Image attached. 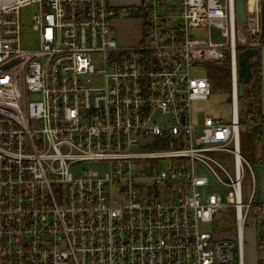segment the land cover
Instances as JSON below:
<instances>
[{
    "label": "built area",
    "instance_id": "obj_1",
    "mask_svg": "<svg viewBox=\"0 0 264 264\" xmlns=\"http://www.w3.org/2000/svg\"><path fill=\"white\" fill-rule=\"evenodd\" d=\"M243 2L244 23L237 0H0V264H245L248 222L264 263L241 144L264 120L240 118L237 79L238 51L263 40L264 0ZM34 3L29 49L21 10ZM126 18L142 36L120 47ZM227 55L230 119L199 124L212 83L196 74ZM227 210L236 236L201 229Z\"/></svg>",
    "mask_w": 264,
    "mask_h": 264
},
{
    "label": "rangeland",
    "instance_id": "obj_2",
    "mask_svg": "<svg viewBox=\"0 0 264 264\" xmlns=\"http://www.w3.org/2000/svg\"><path fill=\"white\" fill-rule=\"evenodd\" d=\"M116 4L118 6H130V5H138L140 3V0H115ZM38 12V5L37 4H33V5H29L25 8H23L21 10V21H22V25L24 30L23 31V35H22V42H23V47L24 48H29V49H35L38 46V42H37V34L34 33L33 31V22H32V18L33 16ZM117 28V32H118V37L121 38V40H119V44L120 47H125L128 46L127 44H136L138 43L141 39L142 36V23L137 19V18H126L122 21H119V23H116ZM241 36H245L247 37L248 41H255L257 39V37L248 30V28L246 26H242L241 29ZM242 44V43H241ZM245 45V44H244ZM225 54H228L227 51H224ZM96 66L98 69L102 68V65L100 63H98V60L96 62ZM217 66L218 64L216 62L213 63H207L204 64V68L202 70H200L196 75L199 77H207L208 80L212 83V86L214 88V86H217L218 84L222 83V79L220 78V72L217 70ZM214 74V76L211 75ZM231 82H232V72H231ZM222 94H227V93H222L219 91H214L213 89V93H212V97L211 100L213 99V101L215 102L216 100H219V103H224V97H222ZM210 100V101H211ZM212 101V103H214ZM213 106V105H212ZM211 105H207L205 107H203L200 110L201 114H208V108L210 107L209 110L211 109L213 112V107ZM213 114V113H211ZM230 117V113L228 115H226L225 118H229ZM158 120L160 122L164 121L165 118H159V116L157 117ZM250 147L249 143L243 142L242 148L245 149V154H248V151ZM87 170V171H99L102 174H107L109 173L110 170V166L108 164H103V165H99V164H83L81 166V170ZM75 174H78V171L74 170ZM252 181H251V177L250 175L246 177V182L244 185V195H245V200L246 196H248L251 193L252 190ZM225 189L222 187H210L208 189V191L210 192H217V193H221L222 195L224 194ZM247 228H246V234H245V243H248L249 240V233L251 230L250 226H252V224L250 222H248L247 224ZM201 229L205 232H211V233H219V234H232L233 236H236L237 234V229H236V218H235V213L233 210H227V211H223L215 220L214 223H209V224H205L202 225Z\"/></svg>",
    "mask_w": 264,
    "mask_h": 264
},
{
    "label": "crops",
    "instance_id": "obj_3",
    "mask_svg": "<svg viewBox=\"0 0 264 264\" xmlns=\"http://www.w3.org/2000/svg\"><path fill=\"white\" fill-rule=\"evenodd\" d=\"M262 42L259 48L260 50V60L257 64H259V77L261 81V104H260V110L262 117H264V15H263V21H262ZM121 40V38L119 37ZM127 45H134V44H127ZM213 93V92H212ZM212 97V96H211ZM222 97H224V103H219V100H216L215 102L211 98L204 103H197L195 105L194 109V114L197 122L199 124L203 123V120L206 116H213L215 118L223 119V121H227L230 119L225 118L226 115L230 113L231 116V99H230V94L227 93L222 94ZM211 100V101H210ZM212 101L214 103H212ZM207 105H213V110L214 112L208 108V114H201L200 110L207 106ZM213 113V114H211ZM259 129V128H256ZM254 128L249 130L248 132L242 133V141L241 144L243 145V142L249 143L251 149H249L248 154H245V149L242 148L243 154L245 155L246 159L248 160L249 164L252 166L253 169V177L251 174V181H252V190L251 193L246 196V199L248 200L252 194V192H255L256 199L264 203V134H260V141L259 144H257L254 140V133L253 132ZM246 182V180H245ZM245 185V183H244ZM245 197V195H244ZM251 230L249 233V240L248 243H245V264H264L261 261V252L259 248V243H258V237H257V231H255L254 226H250ZM246 234V231H245Z\"/></svg>",
    "mask_w": 264,
    "mask_h": 264
},
{
    "label": "trees",
    "instance_id": "obj_4",
    "mask_svg": "<svg viewBox=\"0 0 264 264\" xmlns=\"http://www.w3.org/2000/svg\"><path fill=\"white\" fill-rule=\"evenodd\" d=\"M264 44V41H263ZM244 49H240L238 51V55L240 52H242ZM245 51V50H244ZM217 70L220 72V78L222 79V83L218 84L217 86H212V92L219 91L222 93H229L231 94L232 91V82H231V67H230V61L229 56L227 55L226 59L224 61L217 63ZM211 75L214 76V74ZM253 78L249 83H244V89H245V96L243 98H240V118L245 121L246 117L248 115L252 116V120L255 121H263L264 117H262L261 110H260V104H261V81L259 77V64H256L253 67L252 70ZM239 84V81H238ZM259 128V129H256ZM254 128V140L257 144H259L260 141V134H264V129L262 127H256Z\"/></svg>",
    "mask_w": 264,
    "mask_h": 264
},
{
    "label": "water",
    "instance_id": "obj_5",
    "mask_svg": "<svg viewBox=\"0 0 264 264\" xmlns=\"http://www.w3.org/2000/svg\"><path fill=\"white\" fill-rule=\"evenodd\" d=\"M243 0H237L236 13L239 21L244 23L246 21V9ZM260 60V50L259 48H247L245 51L239 53L238 55V96L243 98L245 96L244 83H249L252 78L253 67Z\"/></svg>",
    "mask_w": 264,
    "mask_h": 264
}]
</instances>
